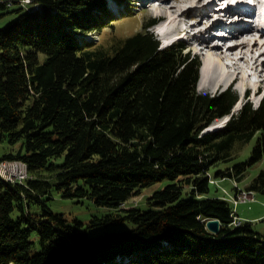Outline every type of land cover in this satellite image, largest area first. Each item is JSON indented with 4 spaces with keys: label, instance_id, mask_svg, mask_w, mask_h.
<instances>
[{
    "label": "trees",
    "instance_id": "1",
    "mask_svg": "<svg viewBox=\"0 0 264 264\" xmlns=\"http://www.w3.org/2000/svg\"><path fill=\"white\" fill-rule=\"evenodd\" d=\"M23 1L0 0V18L15 16L0 29V141L11 147L0 161L29 174L0 177V264H264V234L208 197L211 178L240 182L263 159L264 97L231 114L236 94L199 93L201 62L181 42L88 38L113 25L112 3L130 0ZM252 140L248 160L211 172ZM164 180L146 208L123 207ZM245 190L264 194V166ZM53 193L113 212L90 220V236L51 210Z\"/></svg>",
    "mask_w": 264,
    "mask_h": 264
},
{
    "label": "rangeland",
    "instance_id": "2",
    "mask_svg": "<svg viewBox=\"0 0 264 264\" xmlns=\"http://www.w3.org/2000/svg\"><path fill=\"white\" fill-rule=\"evenodd\" d=\"M236 1L237 0H232V1L226 0V2L222 1L219 3H217L216 0H202V2L200 1V3L198 4L199 9L197 8V10L194 9L191 10L192 13L185 15V17L183 18L182 26H186L187 28L186 31H188V34L185 36V34L180 30L181 27L178 26L175 27L173 31L171 30L173 34L169 32L168 34L169 36L166 33H165L166 35H163L164 33H161L163 37L162 40H159V36L155 32H153V29H149V28L145 29V27L149 24L150 20L158 18L157 14L153 11L151 0H130L127 2V6L125 5L118 6V5H113L112 3L111 9L115 11V20L113 21V25L102 27V29L88 35V38L90 40L92 39L94 42H96L98 45L104 48L109 47L111 43L117 39L130 37L139 32H149L150 34H152L154 38L159 42L160 47H167L176 41L181 42L184 45V54H188L191 57H196L201 62V68L199 71V81H200L201 71L205 64L204 56L198 50L199 47L194 45L193 43L194 40L191 39L193 33L201 29L202 30L207 29L209 26L212 25L213 21H216V17L222 18V20L217 23L226 24L227 27L219 28L216 24H214L212 27L213 29L211 28L208 32L201 33L202 36L207 35L206 37H209L210 35L213 39L217 41L226 40L227 39L226 34L228 33V29L232 28L233 24H237V25L239 24L238 26L241 25L247 26L248 24H255L252 22L253 19L252 21L247 22V18H245V15L242 14L241 10H246L245 6L247 5V3L256 5L259 11L258 16L261 15V17L263 16L264 18V0H243V2L246 5H243L244 3L240 5L239 8L241 13L239 12V10H237L238 11L237 15H231L233 17L232 18L226 13V9L224 8L226 5H231L233 7L236 4ZM183 2H185L186 4H184ZM183 2L179 1L176 3L174 2H169V3L179 5V7L181 8L182 7L184 8L186 6L185 8H187V5L193 4L194 1L183 0ZM207 4L209 5V8L211 12H213V14H211L212 15L211 17L205 16L204 18L203 13L206 9L205 5ZM249 9L253 10V6H251V8ZM232 13L234 14L235 11H233ZM14 18L15 16L11 14L4 15L2 18H0V29L3 28L8 22L13 20ZM161 19L163 20V24L162 26H160L162 32L163 29L166 28L168 22L167 19H165V17ZM196 22H197V26H195V28H190L191 25H193V23ZM254 26H253L254 27L253 37L256 36L258 37L260 36L261 33L259 32L257 25L255 24ZM262 31L264 30L262 29ZM180 33H182L180 35L181 38L176 39L171 43L173 37ZM262 39L264 40V35H262ZM225 42L227 43L228 41ZM240 64L242 65L244 63L242 62ZM198 84H197V91L199 93L209 94L210 96L218 95L226 90H230L234 92L237 96V103L234 105L231 114L238 113V111L244 105H251L252 107L256 108L258 107V103L261 100V95L255 96L253 92L246 93L245 95L248 94L246 98H242L243 92H241V87L238 85H231L227 89H220L215 92H209V91H200L198 89ZM261 90L262 92H264V88H261ZM237 104L238 106L235 109V106ZM227 119L228 117L215 120L208 127L206 132H211L213 130L221 128L222 126L225 125ZM254 143L255 141L252 140L238 153V156L232 162L220 163L217 166L213 167L211 169V172L214 173L219 170H224L227 167L233 166L234 164L242 163L248 160V158L251 155V151L254 146ZM10 150L11 147L6 140L0 141V156H3L5 153L10 152ZM263 166H264V157L261 161L247 168L244 179L241 180L240 182L236 181L235 179H229V178L226 179L214 178L215 182H212V184L210 185V193L208 194V197H219L228 200L231 203L234 212L237 215V218L242 222H250L252 224L253 229L256 232L262 234H264V194L254 193V199L252 201H247L246 203L240 202L235 204V188L245 191V187L257 176V174L259 173V171L262 169ZM168 183L169 182L167 180H164L162 182L156 183L155 185L149 188L144 189L141 192V194L129 199L125 203V205H123V207L136 206V207L146 208L147 205H145V199L154 191L162 189ZM47 203L52 211L56 213L64 214L70 222L73 219H78L79 221H81L83 223V229H85L90 236H93L97 233L96 228L90 226V220L95 216L102 217L104 215L113 212V210H111L110 208L97 206L90 199H69V198L67 199V198H62L57 193H53L52 200L48 201Z\"/></svg>",
    "mask_w": 264,
    "mask_h": 264
},
{
    "label": "bare ground",
    "instance_id": "3",
    "mask_svg": "<svg viewBox=\"0 0 264 264\" xmlns=\"http://www.w3.org/2000/svg\"><path fill=\"white\" fill-rule=\"evenodd\" d=\"M179 1L183 2V0H151L153 11L157 14L158 18L165 17V19H167L168 23L166 28L161 32L164 33L163 35H168L169 32L173 34V29L180 26V30L186 36L188 31H186V26H182L183 18L185 15L192 13L191 10L199 9L198 4L200 1L202 2V0H193V4L187 5V8H185V5L184 8H181L179 5L169 3H176ZM216 1L217 3L222 1L226 2V0ZM183 3L186 4L185 2ZM242 3V0H237L233 7L226 5L224 9H226V13L229 16L237 15V10L240 11L239 6L242 5ZM205 8L203 17H211L213 12H211L209 5H205ZM233 11H235L236 14H233ZM221 20L222 18L216 17V21H213L211 26L205 30H198L192 35L191 39L194 40V45L199 47L198 50L203 54L205 63L201 71L200 81L198 80V89L200 91L215 92L220 89H225L227 86L238 85L241 87V92H243L244 95L253 92L256 96L261 91V88H264V40L262 39L264 31L259 30L261 31L260 36L253 37V28L255 24H248L247 26L233 24V27L228 29L226 40L220 39L221 41H217L210 35L209 37H206L207 35L202 36L201 33L208 32L214 24L219 28L227 27L226 24L217 23ZM195 26H197V22L193 23L190 28H195ZM175 37L176 35L173 38ZM225 41H228V44ZM242 62L244 64L241 65L240 63ZM237 106L238 104L235 106V109ZM13 166V173L21 174V166ZM4 180L12 182L11 179ZM210 182H215V180L211 179ZM246 195L253 197L252 193L247 191Z\"/></svg>",
    "mask_w": 264,
    "mask_h": 264
},
{
    "label": "built area",
    "instance_id": "4",
    "mask_svg": "<svg viewBox=\"0 0 264 264\" xmlns=\"http://www.w3.org/2000/svg\"><path fill=\"white\" fill-rule=\"evenodd\" d=\"M24 3H29V0H24ZM13 165H20L21 166V174H14L13 173ZM0 177L3 179H11L13 183H23L29 178L27 164L21 160H10V161H0ZM254 197L246 195V191L241 190L235 196V204L243 202L246 203L247 201H252ZM235 225H239L240 221L235 219Z\"/></svg>",
    "mask_w": 264,
    "mask_h": 264
},
{
    "label": "water",
    "instance_id": "5",
    "mask_svg": "<svg viewBox=\"0 0 264 264\" xmlns=\"http://www.w3.org/2000/svg\"><path fill=\"white\" fill-rule=\"evenodd\" d=\"M206 226L210 231L214 233L219 232L220 223L218 220H215V219L208 220L206 223Z\"/></svg>",
    "mask_w": 264,
    "mask_h": 264
}]
</instances>
